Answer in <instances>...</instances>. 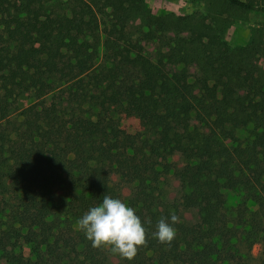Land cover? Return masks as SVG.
Instances as JSON below:
<instances>
[{
  "label": "trees",
  "instance_id": "trees-1",
  "mask_svg": "<svg viewBox=\"0 0 264 264\" xmlns=\"http://www.w3.org/2000/svg\"><path fill=\"white\" fill-rule=\"evenodd\" d=\"M222 1L264 16V3ZM208 9L0 0V264H248L254 243L264 264V23L231 46L221 5ZM23 94L39 102L34 122L13 114ZM104 195L146 229L131 261L78 228ZM172 213L162 244L153 233Z\"/></svg>",
  "mask_w": 264,
  "mask_h": 264
},
{
  "label": "rangeland",
  "instance_id": "rangeland-1",
  "mask_svg": "<svg viewBox=\"0 0 264 264\" xmlns=\"http://www.w3.org/2000/svg\"><path fill=\"white\" fill-rule=\"evenodd\" d=\"M257 3H264V0H255ZM147 7L153 13L172 12L174 14H192L199 17L205 13H213L208 9L210 2L221 5V14L226 18L224 26H222V38L231 46L242 45L247 42L253 28L261 26L264 23V16L257 10H229L222 0H144ZM258 63L264 68V60H259ZM39 102L27 94L20 96L17 102L16 109L13 114L21 119L22 116L30 119L32 122L40 117ZM120 123L123 127L130 130L137 128L136 122L132 118H120ZM238 136H242L244 132H237ZM93 164V163H91ZM163 190L167 196L172 198L176 195L177 182L168 177L162 184ZM128 189L123 188L124 196L127 194ZM232 196L229 195L228 202H232ZM182 216L185 219H194L193 210L182 211ZM261 245L254 243L247 252L246 262L248 264H261Z\"/></svg>",
  "mask_w": 264,
  "mask_h": 264
},
{
  "label": "clouds",
  "instance_id": "clouds-1",
  "mask_svg": "<svg viewBox=\"0 0 264 264\" xmlns=\"http://www.w3.org/2000/svg\"><path fill=\"white\" fill-rule=\"evenodd\" d=\"M171 223L161 218L153 236L160 243H168L175 238L176 230L172 226L179 222V217L172 213ZM78 228L84 232L94 248L110 247L113 253L131 261L135 258L138 248L145 246L146 229L135 209L127 206L120 199L103 196L102 203L90 208L78 221Z\"/></svg>",
  "mask_w": 264,
  "mask_h": 264
}]
</instances>
